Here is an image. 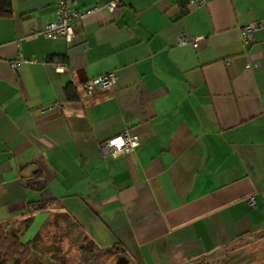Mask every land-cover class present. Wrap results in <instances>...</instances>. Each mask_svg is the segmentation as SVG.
Segmentation results:
<instances>
[{
  "label": "crops",
  "instance_id": "crops-1",
  "mask_svg": "<svg viewBox=\"0 0 264 264\" xmlns=\"http://www.w3.org/2000/svg\"><path fill=\"white\" fill-rule=\"evenodd\" d=\"M56 1L0 8V226L63 213L109 264H187L264 231V0H76L97 9L74 43L40 34ZM18 54L36 62L13 70ZM124 131L134 151L104 155Z\"/></svg>",
  "mask_w": 264,
  "mask_h": 264
},
{
  "label": "rangeland",
  "instance_id": "rangeland-1",
  "mask_svg": "<svg viewBox=\"0 0 264 264\" xmlns=\"http://www.w3.org/2000/svg\"><path fill=\"white\" fill-rule=\"evenodd\" d=\"M28 222L0 226V235L17 231L22 243L32 239L26 259L10 264H109L112 260L114 250L95 248L63 213L52 214L37 231ZM187 264H264V231L245 235Z\"/></svg>",
  "mask_w": 264,
  "mask_h": 264
},
{
  "label": "built area",
  "instance_id": "built-area-1",
  "mask_svg": "<svg viewBox=\"0 0 264 264\" xmlns=\"http://www.w3.org/2000/svg\"><path fill=\"white\" fill-rule=\"evenodd\" d=\"M203 0H186V5L189 7H197L203 4ZM76 0H57L54 9V18L47 21L40 31V34L45 38L52 40L63 39L67 43H74L77 39L76 30L80 22L91 15L97 7L77 8L75 6ZM106 10L113 11L116 7L114 0L109 1L104 6ZM261 29V25L258 23H248L241 28V42L250 43L253 41L254 33ZM200 37H195L191 40L193 47H196V42ZM186 38L181 35L177 38V44H184ZM36 62L33 57H26L18 54L16 58L10 62V67L13 70H17L24 64H31ZM42 63L45 60L41 61ZM250 65H246L248 68ZM56 69L63 70L62 66L55 65ZM116 75L113 72H109L92 79L86 80L82 88L86 93H92L96 90H103L114 86ZM58 104L54 103L48 108L56 107ZM139 141L136 135L124 131L118 135H115L106 141L100 143L99 147L104 155L112 157L131 153L138 146ZM249 205L253 206L254 201L250 197L248 199Z\"/></svg>",
  "mask_w": 264,
  "mask_h": 264
},
{
  "label": "trees",
  "instance_id": "trees-1",
  "mask_svg": "<svg viewBox=\"0 0 264 264\" xmlns=\"http://www.w3.org/2000/svg\"><path fill=\"white\" fill-rule=\"evenodd\" d=\"M10 6L11 0H0V8L5 13L10 11ZM64 93L68 100H76L74 88L71 85H66L64 87ZM48 205L49 203H29V209L41 210L47 208ZM20 236L21 235L17 234V231L15 233L0 235V264H10L11 261L25 260V257L29 255L31 249L30 241L32 239L29 242L22 243V241H20Z\"/></svg>",
  "mask_w": 264,
  "mask_h": 264
}]
</instances>
